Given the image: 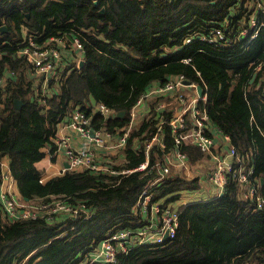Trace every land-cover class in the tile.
Here are the masks:
<instances>
[{
    "label": "trees",
    "instance_id": "trees-1",
    "mask_svg": "<svg viewBox=\"0 0 264 264\" xmlns=\"http://www.w3.org/2000/svg\"><path fill=\"white\" fill-rule=\"evenodd\" d=\"M252 1L0 0V26L7 28L0 30V184L6 157L23 202L61 198L91 213L88 218L82 211L75 217L56 212L51 218H16L5 212L0 199V264H73L80 250L93 249L107 234L142 224L137 196L159 177L156 164L175 146L169 125L162 124L166 147L153 145L145 170H120L145 160V138L172 115L168 108L153 112L154 102L163 96L148 99L147 112L132 124L125 145L118 148L122 160L100 153L99 163L117 172L68 168L41 180L36 163L47 148L56 147L57 126L75 108L90 116L92 130L102 128L116 138L127 127L139 96L171 76L182 74L204 87L206 99L200 105L252 166L251 180L258 182L264 197V66L250 81L264 59V28L248 41L235 38L239 44L234 48L198 38L220 26L223 18L231 20L223 30L225 37H235L241 21L252 13ZM25 32L40 33L38 42L69 33L82 44L80 56L72 50L70 58L59 60L60 77L48 78L44 90L42 75L19 53ZM50 44L57 45L53 40ZM80 59L83 64L78 66ZM90 95L95 104L110 107L111 114L96 112ZM15 99L22 102L19 108ZM180 148L191 166L204 156L192 144ZM170 172L152 189L154 200L170 195L167 205L179 190L198 186L195 177ZM263 263L264 205L257 207L255 200L242 197L233 180L217 197L180 207L173 238L137 244L116 255V264Z\"/></svg>",
    "mask_w": 264,
    "mask_h": 264
},
{
    "label": "built area",
    "instance_id": "built-area-1",
    "mask_svg": "<svg viewBox=\"0 0 264 264\" xmlns=\"http://www.w3.org/2000/svg\"><path fill=\"white\" fill-rule=\"evenodd\" d=\"M249 3L252 5V13L241 21V26L237 30L235 37L227 38L223 32L231 24V20L228 18H223L221 25L213 26L208 34H202L198 37L219 46L227 44L230 48L237 46L235 38H245L247 41L254 38L259 30L264 28V4L259 0ZM260 13H262V17L259 16ZM69 36V33H67L58 38H49L43 42H38L36 39L42 37L40 33L28 34L22 41V48L19 50V53L33 66L37 75H43L45 80L50 77L58 78L60 77V72L57 70V63L61 60V55L57 46L66 45ZM52 40L57 44L56 46L50 44ZM185 41H190V37ZM71 48L75 52L82 50V44L77 37L71 38ZM183 59L187 60L186 58ZM256 66L255 72L261 70L264 66V59ZM184 79L186 78L182 74L171 76L168 80L156 83V85L151 86L147 91L142 93L130 109V120L127 127L116 138L102 128L92 130L90 128V116L78 108H75L68 117L58 124L57 129L59 126H63L66 129L75 130L81 138L89 141L84 148L71 147L65 140L57 143L58 145L62 144L65 146L64 154L69 168L87 167L94 170H110L106 165L99 163L102 157L98 154L96 148L103 147L105 149L117 150L125 145L130 128L134 123V117L137 115V106H140L143 101H147L150 98L162 97L168 94L175 101H179L182 104L179 105V110L176 109L172 113L170 118L158 122L155 132L145 138V160L133 168L120 170L122 173L145 170L148 163V152L153 145L156 144L160 149L166 147L163 139L162 124L166 122L169 125L170 136L175 146L164 154L163 163L156 164L159 177L142 187L136 200V208L138 210L149 208L148 212L151 210L154 212V215L149 216L152 222L141 224L135 228L118 229L107 234L97 242L93 249L84 252V254L80 250L75 264H116V255L119 252L126 253L137 244L161 243L165 240L163 239L165 233L167 234V239L175 236L178 226V212L171 211L169 204H165V199L162 197L154 200L152 189L157 186L160 178L169 172L171 165L175 166L177 163H180L185 170L191 167L187 153L180 148V144L182 143L196 146L204 153V156L210 159L211 169L208 174V182L217 190L222 191L230 180L237 181L240 185L242 197L255 200L257 207L261 208L264 205V197L259 193L258 183L251 180L252 166L246 165L245 159L237 152L234 145H227L224 153L220 152L217 148V140L219 139L220 144L228 142L229 136L222 133L220 129L211 123L206 109L200 105V102H204L206 99L204 87L201 85L202 94L199 95L196 90V85L199 83L190 81L189 84H185L183 83ZM3 83L4 78L0 76V87L3 86ZM185 86L192 88L193 92L184 93L182 88ZM42 88L43 90L46 88L45 83H43ZM166 102L164 99L155 101L153 112L158 113L166 108L172 109ZM94 108L96 112L104 117L112 112L110 107L102 103L96 104ZM1 167L3 173L0 184V196L4 210L9 215L16 218H51L56 212H64L67 215L75 217L82 211L83 218L90 216V211H85L81 206H72L61 198H55L50 202L44 203L29 204L23 202L11 190L13 185H16L15 179L11 176L9 170L3 168L2 162ZM66 169L68 168L64 167L62 171L64 172ZM110 171L117 172L116 170ZM184 190H179L177 194ZM217 195L218 192H216L214 197ZM200 197L207 199V196ZM81 255L83 256L81 257Z\"/></svg>",
    "mask_w": 264,
    "mask_h": 264
},
{
    "label": "crops",
    "instance_id": "crops-1",
    "mask_svg": "<svg viewBox=\"0 0 264 264\" xmlns=\"http://www.w3.org/2000/svg\"><path fill=\"white\" fill-rule=\"evenodd\" d=\"M260 14H262V13H260ZM25 36H26V32H25ZM198 38L201 39L200 37H198ZM242 39H245V38H241L239 40H242ZM70 43H71V36H69V38L67 39L66 45L62 46L59 49L62 59H63V57L64 58H70L71 55L73 54ZM245 43L246 42H244V45H245ZM237 44H239V42H237ZM80 53H81V51L76 52L77 56L78 55L80 56ZM62 65H64V63ZM255 70L256 69H254L253 73L255 72ZM253 79H254V77H253ZM41 80L43 83L46 84V80H45L43 75L39 78V82ZM182 90L186 94L193 92V89L190 88L189 86L183 87ZM163 99L165 100V102L168 101V102H166V104L172 108L173 112L176 109L179 110L178 101L176 102L173 97L171 98L170 94L163 96ZM148 103H149L148 100L147 101L145 100L140 104V106H137V108H136L137 115H136V117H134V122H137V120H140L141 116L147 112V110L149 108ZM62 140H65L68 145H70L71 147H74V148H84L89 143L88 140L81 138L75 130H72L69 128L66 129L63 126H59L57 131H56V136L54 138V142H55L56 147L52 151H50V149L47 148L45 150L46 151L45 156L40 161H38L36 163L37 166L42 170L41 180H46L49 177L63 173L62 168H64L65 163H67L66 157L64 154L65 146L62 144L61 145L57 144ZM229 144L233 145L232 143H230V140H228V142H222L221 144L219 142V139L217 140V148L222 153H224V149H226L227 145H229ZM96 150H97L98 154H100V153L101 154L111 153L112 155L115 154L117 151L116 149H105L103 147H100V148L97 147ZM237 152L240 155H242L244 158L243 154H241L238 150H237ZM119 158L122 160L121 157H119ZM203 158H206V159H204L203 161L199 160V162L197 164H195L196 166H194V167L199 168L198 174L191 172L192 176H190V177H188L186 174L184 175L189 179H192L195 177L197 179L198 186H196L195 188H183L185 190L178 193V197L176 199H174L171 202H168L171 211L179 212L180 207H182L186 204H189V203H192L195 201H199V200L205 201V200L213 199V198H215L214 196H215L216 192H218V195L221 194V192H223L224 189L222 191H219L208 182V174H209L210 169H211L210 159L207 158V156H203L201 159H203ZM2 163H3V168L8 170V160L6 157L2 160ZM246 165L249 166L247 163H246ZM176 167L184 169L183 165L180 163H177ZM177 171H178V169H177ZM256 183H258V182H256ZM204 185H207V186L204 187ZM11 190L15 196L19 197L17 185H13ZM199 190H203V192L198 194ZM200 196H207V199L201 198ZM0 199H1V196H0ZM148 209L149 208H147L146 210H143V209L138 210L136 208V211L139 212V214L141 216L140 220L142 221V225L152 222V220L150 219L149 216L154 215V212L152 210L150 212H148ZM75 262H76V260L74 259L73 264H75Z\"/></svg>",
    "mask_w": 264,
    "mask_h": 264
},
{
    "label": "water",
    "instance_id": "water-1",
    "mask_svg": "<svg viewBox=\"0 0 264 264\" xmlns=\"http://www.w3.org/2000/svg\"><path fill=\"white\" fill-rule=\"evenodd\" d=\"M96 2H97V0H94V3H96ZM101 11H103V8H101ZM0 30H1V31H7L6 25H5V24L1 25V26H0ZM82 64H83V60L80 59L79 62H78V66H81ZM255 73H256V72L253 73V75H252L250 81H252V79H253ZM183 83H185V84H189L190 81H189L188 79H184V80H183ZM196 90H197V92H198L199 95L202 94V86H201V84H197V85H196ZM89 97H90L91 103H92L93 105H95V103H96L95 98H94L92 95H90ZM21 104H22L21 100H18V99H15V100H14V105H15L16 108H19V107L21 106ZM123 113H124V111H120L118 115H119V116H122ZM65 167H66V168H69L68 163H65ZM262 182H263V180H262ZM221 193H222V192H221ZM25 199H26V198H25ZM163 239H165V240L167 239V234H166V233L163 235Z\"/></svg>",
    "mask_w": 264,
    "mask_h": 264
},
{
    "label": "rangeland",
    "instance_id": "rangeland-1",
    "mask_svg": "<svg viewBox=\"0 0 264 264\" xmlns=\"http://www.w3.org/2000/svg\"><path fill=\"white\" fill-rule=\"evenodd\" d=\"M256 68H257V66H256ZM184 93H185V92H184ZM176 102H177V101H176ZM178 103H179V101H178ZM179 105H182V104L179 103ZM117 152H118V149H117V151H116L115 154L112 155L111 153H107V155H109V156H111V155L114 156V157H115L114 159H115L116 161L119 162V161H120V158L117 157ZM204 159H206V158H203V159H200V160L203 161ZM169 160H170V159H169ZM194 166H196V165H193V166L189 167L187 170H184V169H182V168L176 167V165H175V166H174V165H171V166H170V168H171L170 171H171V172H170V171H169V172H170V173H173V174H174V173H180V174H182V175H185V174H186L188 177H190V176H192L191 172H193V173H195V174H198V173H199V168H198V167H194ZM177 169H178V171H177ZM206 186H207V185H204V187H206ZM202 192H203V190H199L198 194H199V193H202ZM168 196H170V195H165V196L162 197V198H163V199H166ZM83 254H84V252H83ZM82 256H83V255H81V257H82ZM81 257H80V258H81ZM80 258H79V259H80ZM77 260H78V258H77Z\"/></svg>",
    "mask_w": 264,
    "mask_h": 264
}]
</instances>
